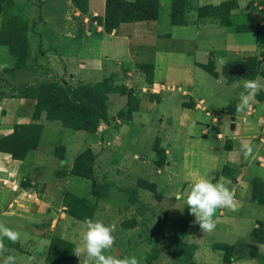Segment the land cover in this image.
Here are the masks:
<instances>
[{
	"label": "crops",
	"instance_id": "obj_1",
	"mask_svg": "<svg viewBox=\"0 0 264 264\" xmlns=\"http://www.w3.org/2000/svg\"><path fill=\"white\" fill-rule=\"evenodd\" d=\"M43 1L42 24H45V19L54 20L51 31L55 34L39 45H51L52 50L39 55L38 49L33 53L31 60L36 65L31 71H17L15 80L33 76L76 88L81 84L92 85L113 78L118 84L132 89L138 106L129 119L117 117L126 107V96L108 95L110 121L101 123L100 134L116 141L121 138L125 145L130 135L131 138L136 137L132 146L141 145L142 150L130 153L143 155L144 166L136 164L144 168L141 175L148 177L147 182L154 185L156 193H168V190L169 194L172 193L169 198H173V209L180 211L179 214L172 213L179 217L187 208L181 197L186 196L194 180L207 173L213 178V183L220 177L226 178L228 186L236 193L238 211L217 209L213 216L216 228L212 233L202 232L193 223L195 217L191 215L187 231L194 232L197 241L199 236L205 235L195 243V248L201 252L204 248L202 241L210 242L211 251L216 252L213 259L218 264H264V239L258 240L253 236V231L259 230L260 226L264 230V201L254 200V196L264 194V91L260 92L262 100L255 98L249 110L238 113L236 104L244 90L235 86V82L221 79L219 70L222 64L217 62L227 57H238L244 62L247 57L264 51V39L259 41L256 33H235L214 18L199 17L196 13L199 7L231 2L229 17L232 18L234 13L252 11L258 4L256 0H187L183 25H171L168 21L166 26L156 22H138L122 24L111 33L104 32L95 21V18L104 16L106 0H88L84 15L70 0ZM59 3L63 4L62 14L49 15L47 8ZM257 9L261 11L264 5ZM51 34L49 30L44 35ZM160 36L167 39L159 43L157 37L159 39ZM204 37L208 39V45H202ZM0 47L6 49L2 53L7 54L6 59L10 60L12 57L7 47ZM118 50L121 57L114 54ZM145 63L153 66L151 84L138 68L139 64ZM5 68L13 69L10 66ZM199 75L202 82L196 80ZM207 76L212 77V83H206ZM4 90L0 87V137L11 134L16 126H41L37 149L32 157L38 156L45 162L44 155L53 149L50 144L63 133L64 128L58 121L48 120L45 112L34 114L31 104L34 102L27 97L5 94ZM226 90L227 93L224 92ZM209 91L213 93L209 94ZM12 122L15 124L13 129ZM156 142L165 155L162 167L154 165L156 154L153 147ZM242 142L254 145V158L242 155ZM41 165L33 162L32 171L47 170ZM22 167L23 161L13 160L10 155L0 152V172H4L0 175V222L10 220L12 211L13 215L20 213V202L31 196L25 187L16 190L11 187V182L17 185L15 172ZM140 179L145 181V177ZM35 181L31 184H36ZM169 211L170 207L166 213H171ZM211 235L218 238L212 241ZM215 245H226L235 250L253 247L255 257L241 250L236 252L232 262L225 263V254L214 249Z\"/></svg>",
	"mask_w": 264,
	"mask_h": 264
},
{
	"label": "rangeland",
	"instance_id": "obj_2",
	"mask_svg": "<svg viewBox=\"0 0 264 264\" xmlns=\"http://www.w3.org/2000/svg\"><path fill=\"white\" fill-rule=\"evenodd\" d=\"M161 2L159 9L160 19L156 23L166 26L170 0H162ZM256 3L258 4L252 8V11L234 13V17L230 18L233 24H231L232 29L233 27L240 26H261L264 28V9L261 11L257 9L258 6L264 5V0H256ZM43 4V0H0V36L6 41L12 39L11 43L13 42L12 46L14 47V52H16V55L14 54L16 58L10 55L12 58L8 60L6 59L8 55L6 54L5 56L2 53L6 49L0 47V65L13 67L12 70L5 67L0 69V87L5 88V94L18 97L25 96L31 102H34L31 103L34 106V114L39 112L47 114V108L49 107L46 104L47 96L50 95L51 97L54 85H52L51 80L45 78L39 79L33 76L15 80V73L19 70L31 71L33 69L32 67L36 63L32 62L31 55L36 53L38 49L40 51L39 55L42 52L52 50L51 45H47V47L39 45L40 42L43 44L45 39H49L48 37H54L55 34L51 31L54 20L45 19V24H42L43 20L40 14L43 11ZM62 7V3L54 4L51 8H47L48 14L57 13L61 15L60 9ZM214 20L222 24L221 20L223 18H214ZM49 22L50 24H48ZM6 30L14 37H11L10 34L8 36H5V33L1 34V32ZM49 30L52 34L50 36L44 35ZM258 36L259 41L264 39L261 34ZM165 39L167 38L160 36L158 39L157 37V42L161 43ZM254 40L258 42L256 38ZM206 44L208 45V39L204 37L202 45ZM189 46L192 47L193 44H189ZM109 54L112 53L110 52ZM114 54L122 56L120 50ZM249 55L251 56L252 54ZM241 61L238 57L230 59L227 57L217 60V62H221L222 64L219 70L221 79L228 83L235 82V86L239 88H242L243 80H249V78L245 79L244 77L248 72V65L254 70L252 79L262 77L261 73L264 71V51L254 54L249 58L247 57L244 61L248 63L247 67L243 64L240 65ZM237 63L240 66L235 68ZM145 65L148 71L150 70L149 68L153 70L151 63H145ZM216 65L218 67V64ZM233 70H236L240 74L238 79H235L237 75H235L234 79L230 78V73ZM203 77L206 78V75ZM196 80L197 82L203 81L200 75ZM212 81V77L207 76L206 83L209 84ZM226 87L229 88V85ZM56 89L60 90V88ZM69 90L76 89L70 88ZM64 91L67 92V90ZM224 92L227 93V90ZM210 93H213V91H209ZM84 95L86 96V93ZM256 99L262 100L260 93L256 96ZM79 100L80 104L81 100L85 103L84 98H80ZM59 108L67 110V112H62L63 116L60 113L61 115L59 114L60 117H58L59 125L64 128L63 133L58 135L59 137L54 139L53 143L49 142V144L52 143L50 145L53 146V149L55 148L54 151L52 149L50 153H46L44 155L45 162H42L38 159V156H35L34 159L32 157L37 149L36 147L30 152V157H27L23 162L22 169L15 172L14 179L17 185L11 182L12 189L16 190L21 186L25 187L30 190L31 196H27L25 200L20 202V205H22L20 206V213L15 212L17 215H13L14 211H12L9 213V216L12 215L9 217L10 220L3 222L6 225L8 224V227L21 233V241L13 244L5 240L6 251L0 254V264H4V258L8 255L16 257V264H49L46 261V257L48 246L52 239H63L72 244L73 247L71 246L67 257L75 258L74 264H85V255L77 257L74 254L75 248L81 242L82 233L85 231V224L74 220L75 218L71 214V211L74 213L75 210L83 213L86 219L89 217L93 220H100L106 225L110 224L114 227L115 231L113 234L116 239L113 247L110 250H106L105 255H112L117 258L135 255L139 260V264H159V261L156 262L153 258H150V253H148L154 245L153 242H148L149 236L152 237L153 234H156L165 240V247H167L166 253L160 259V264H218L213 259V255L216 252L213 253L211 251L209 246L212 248V245L206 241H202L204 248L201 252H197L199 248H195L196 250L193 251L190 262L189 260L188 262L185 261V258H188L189 255L187 254L188 248L185 247L184 243L195 246V243L204 238L205 235L199 236L197 241L196 235L193 234L194 232L185 230L184 225L177 224L173 226L168 224L163 218L164 216L171 220L177 218L180 211L173 209L174 202H172L173 198H169L172 195V193L169 194V190L168 193H156L155 187H152V185L139 183V181L147 182L148 177L144 174L141 175L144 168L136 165L140 163L141 166H144L142 164L143 155H139V157L134 153H130L131 151L142 150L141 145L132 146V142H136V137L131 138L130 135L127 138L128 144L125 145V143H121V138H118L116 141L115 138L110 139L104 137L103 133L100 134L102 129H99V126L101 123L98 124L99 121L96 115L91 114L93 109L88 113L81 112V109L74 110L69 105ZM88 120L92 124L87 129H84V127L86 128L84 123L89 122ZM14 122H12V129L15 126ZM37 126L39 125L30 124L26 126V129H22L20 134L26 136V141L23 139L7 138L4 143V137H0V149L16 148L17 150V146L21 147L22 142L23 146L28 144V146L33 147L36 140L35 135L39 131V127ZM129 142L130 146H128ZM146 142L148 143V140ZM85 150H90L94 155L92 170L98 183L106 182L110 184L107 199H99L93 196L91 194V181L73 176L71 173L74 161ZM159 154L160 157L163 155L165 158L164 152L163 154L158 152ZM33 162L37 165L42 164L46 166L47 170L32 171ZM86 164L87 161L85 160L84 166ZM2 173L4 172H0V175ZM141 177H145V181L140 179ZM34 181L36 184H31ZM34 193L38 196L34 195ZM169 207V212L171 213H166ZM172 212H178V214H173ZM183 214H185V221L192 215L187 208L183 210ZM170 216H173V218ZM150 229H153V234L151 235L148 233ZM262 230L263 227L260 226L258 233L260 232L264 235V230ZM211 237L212 241L218 238L214 235H211ZM213 248L221 250L217 245ZM241 250L248 253L250 257L254 252L252 247L251 249L238 248L232 252L226 250V252L235 256L236 252L238 253ZM221 253L225 254L223 251Z\"/></svg>",
	"mask_w": 264,
	"mask_h": 264
},
{
	"label": "trees",
	"instance_id": "obj_3",
	"mask_svg": "<svg viewBox=\"0 0 264 264\" xmlns=\"http://www.w3.org/2000/svg\"><path fill=\"white\" fill-rule=\"evenodd\" d=\"M72 5L81 13L86 14L87 13V5L88 0H70ZM231 5L233 3L231 2H224L217 6H203L196 9V13L199 17H212V18H223L222 26L227 27L228 29L231 28V31L235 33H256L257 35H262L264 38V28L261 26L256 27H250V26H240V27H233L232 29V23L230 21L229 13L231 10ZM187 8V0H170L169 5V14H168V22L171 25L180 26L185 23V13ZM160 0H135L134 2H126L123 0H106L105 3V13L103 17H97L95 18V21L102 26L104 32L111 33L113 30H116L120 27L122 24H131V23H138V22H157L160 19ZM208 10V13H207ZM232 24V25H231ZM5 33V36H8V34L11 35V37H14L9 31H3L1 34ZM12 39L9 41H6L1 38L0 36V45H3L8 48V52L10 55L15 57L16 52H14V47L11 43ZM9 43V44H8ZM15 54V55H14ZM16 58V57H15ZM232 62V61H231ZM230 62V63H231ZM247 65L245 62L241 61L240 65ZM238 63L235 68L240 66ZM247 67L248 72L244 75L245 79L249 78L251 79L253 77L252 67L248 65ZM138 68L142 71V73L145 75V79L148 84L152 83V68H149L150 70H147V67L145 64H139ZM145 70V71H144ZM231 74L232 79H238L240 74L237 73L236 70H233ZM261 76L264 77V71L261 73ZM52 94L47 96V119L50 121H58L60 115L62 112H67V110H61L59 107H63L64 105H69L74 110L81 109V112H90L92 109L91 114H95L99 123H109L110 117L108 116V95L109 94H119L121 96H126L127 98V104L124 110L118 113L117 117L121 120L129 119L134 111H136L138 106V100L135 97V93L132 89L126 88L124 85L118 84L113 78L105 79L100 83L92 84V85H84L81 84L77 86L76 90H69L70 87L62 86L58 82H52ZM56 88H60V90H57ZM74 89V88H71ZM64 90H67L65 92ZM86 93V96L84 95ZM80 98L85 99V103L82 102L80 104ZM92 99V100H91ZM84 101V100H83ZM84 106V107H82ZM60 110V111H59ZM61 113V114H60ZM60 114V115H59ZM82 115V114H81ZM89 122H85L84 125H86L87 129L88 126L92 124L90 120ZM27 125H20L16 126L14 128V131L5 136L3 142L5 143L7 138H15V139H23L26 141V136L21 135L20 132L22 129H26ZM98 126V125H97ZM39 127L38 133L35 135L36 140L34 142V146H28V144L23 146V142L21 144V147L17 146L16 148L12 149H0V152L6 153L10 155V157L13 160L16 161H25L27 157H30V152L33 151L37 147V143L39 141L40 131L41 127ZM18 145V143H17ZM19 147V148H18ZM159 148L158 142L155 143L153 147V151L155 152L156 156L154 158V165L156 167H161L165 163L164 157H160V154L158 155V152L163 154L162 149ZM82 155V156H81ZM81 155L77 157V159L74 161L73 166L71 167V173L73 176L88 179L91 181V194L99 199H107L108 197V191L110 188L109 183H103L99 182L93 173V161H94V155L90 150H85ZM85 160L87 161L86 166H84ZM86 167V168H85ZM139 183H145L147 185H152L147 182L139 181ZM254 200L257 201H264V194H259L258 196H254ZM71 214L75 218L74 220H77L79 222L84 223L86 218L84 217L83 213L78 212L75 210L73 213L71 211ZM168 224L170 225H184L185 230L188 228V224L190 222L191 216L188 217L185 221V214H183L180 219L178 220H171L167 218L166 216L163 217ZM89 219V217H88ZM155 229V228H154ZM150 235L153 234V229H150L149 232ZM253 236L257 237L258 240L261 238L264 239V235L260 232L258 233V230L255 229L253 231ZM151 239V240H150ZM148 242H153L154 245L148 253H150V258H153L156 262L160 264V259L164 256L166 253V244L165 240L161 239L158 235L153 234L152 237L149 236ZM185 244V247L188 248L187 254L189 255L188 258H185V261L190 262V259L192 257L193 251L195 250V246L193 244ZM72 244L69 242L63 240V239H52L47 250V257L46 261L49 264H74L76 259L72 257H67L70 253V248ZM73 247V246H72ZM217 247H220L224 253L226 250L232 252L235 250L234 247H229L226 245H217ZM253 248V247H252ZM251 257H255V252L252 253ZM233 255L230 253H225L224 261L225 263L232 262Z\"/></svg>",
	"mask_w": 264,
	"mask_h": 264
},
{
	"label": "clouds",
	"instance_id": "obj_4",
	"mask_svg": "<svg viewBox=\"0 0 264 264\" xmlns=\"http://www.w3.org/2000/svg\"><path fill=\"white\" fill-rule=\"evenodd\" d=\"M7 65H0V69ZM243 92L236 104V111L243 113L251 108L256 96L264 91V77H256L251 80H243ZM240 152L245 158H254V145L248 142L240 144ZM209 173L201 176L191 183L186 196H182L190 214L195 217L193 221L202 232L212 233L216 228L213 216L217 209L230 212L238 211L236 193L230 189L226 178L220 177L215 183ZM85 231L82 233L81 242L75 248L77 257L86 256L85 264H139L135 255L117 258L105 255L115 242L114 227L100 220L91 218L84 221ZM5 240L15 244L21 241V233L0 222V254L6 251ZM4 264H16V257L8 255L4 258Z\"/></svg>",
	"mask_w": 264,
	"mask_h": 264
}]
</instances>
